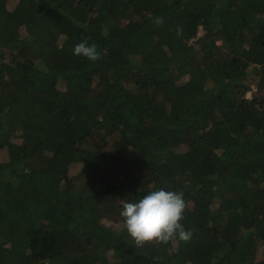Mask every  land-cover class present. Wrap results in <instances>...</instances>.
<instances>
[{
	"label": "trees",
	"instance_id": "obj_1",
	"mask_svg": "<svg viewBox=\"0 0 264 264\" xmlns=\"http://www.w3.org/2000/svg\"><path fill=\"white\" fill-rule=\"evenodd\" d=\"M1 152L0 264H264V0H0ZM160 188L192 237L135 247Z\"/></svg>",
	"mask_w": 264,
	"mask_h": 264
},
{
	"label": "clouds",
	"instance_id": "obj_2",
	"mask_svg": "<svg viewBox=\"0 0 264 264\" xmlns=\"http://www.w3.org/2000/svg\"><path fill=\"white\" fill-rule=\"evenodd\" d=\"M154 24L163 25L162 17L154 18ZM177 36L183 34L181 27L176 28ZM73 55L95 62L101 58L95 43L87 40L77 43ZM138 201L120 200L121 224L135 247H144L150 242L167 244L171 241L187 243L192 231L186 230L182 221L187 204L183 192L166 191L163 188L151 190Z\"/></svg>",
	"mask_w": 264,
	"mask_h": 264
},
{
	"label": "rangeland",
	"instance_id": "obj_3",
	"mask_svg": "<svg viewBox=\"0 0 264 264\" xmlns=\"http://www.w3.org/2000/svg\"><path fill=\"white\" fill-rule=\"evenodd\" d=\"M10 4V3H9ZM8 4V5H9ZM202 34V31L201 30H199V32H198V35H201ZM22 36H23V34H22ZM251 86V89H252V91L251 92H249V93H247V98H251V96H252V93H255L256 92V88L253 86V84L252 85H250ZM5 157V155H4V153L3 152H1L0 153V160L1 159H3ZM70 172H69V175L71 176H73V175H75L76 173H77V171H78V167H71L70 168V170H69ZM105 224H107V223H105ZM120 228V226L117 228V229H119Z\"/></svg>",
	"mask_w": 264,
	"mask_h": 264
}]
</instances>
